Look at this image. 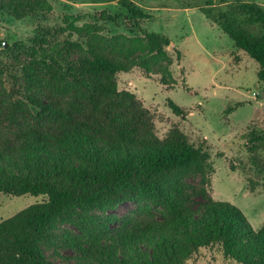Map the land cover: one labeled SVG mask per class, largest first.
<instances>
[{
  "label": "trees",
  "instance_id": "obj_1",
  "mask_svg": "<svg viewBox=\"0 0 264 264\" xmlns=\"http://www.w3.org/2000/svg\"><path fill=\"white\" fill-rule=\"evenodd\" d=\"M116 1L128 8L137 25V18L151 17L132 2ZM246 8L242 14L202 10L237 49L259 63L264 86V9L255 3ZM12 14L24 16L19 9ZM41 32L31 39L44 58L24 65L11 82L21 115L32 122L12 139L0 134V196L46 199L0 221V264H49L39 238L54 221L67 220L78 208H114L125 201H148L162 209V217L116 234L111 246L86 248L100 264H184L201 248H217L236 264H264V223L255 229L229 201L204 196L202 206L189 204L186 178L206 172L210 153L204 140L191 142L176 124L160 137L142 100L119 88L117 74L131 69L130 54L90 44L81 58L62 64L58 46H43L52 30L43 26ZM144 34L172 44L164 33ZM64 45L66 55L81 47L70 39ZM48 60L64 73L46 70L47 78L41 71ZM168 103L176 115H187L174 100ZM233 109L228 106L226 112Z\"/></svg>",
  "mask_w": 264,
  "mask_h": 264
},
{
  "label": "rangeland",
  "instance_id": "obj_2",
  "mask_svg": "<svg viewBox=\"0 0 264 264\" xmlns=\"http://www.w3.org/2000/svg\"><path fill=\"white\" fill-rule=\"evenodd\" d=\"M127 1L151 17L137 18L139 26L116 0H0V134L12 139L32 122L21 115L10 88L24 65L44 58L31 39L42 33L43 26L52 30L43 46L56 50L58 46L62 64L81 58L90 44L116 46L132 60L129 71L117 74L118 86L142 100L156 133L164 137L176 124L191 142L204 140L210 159L205 173L186 178L189 204L202 206L204 196L229 201L259 229L264 223V86L258 79L259 63L237 49L202 8L215 14H242L248 3L264 9V0ZM16 9L24 16H13ZM145 31L164 33L172 44L150 40ZM65 39L81 47L66 55ZM42 68L47 78L46 70L65 71L50 60ZM169 99L183 106L187 115H176ZM228 106L234 108L229 113ZM44 199V195H2L0 221ZM161 217L162 209L148 201L78 208L67 220L54 221L39 245L49 264H100L86 248L99 243L111 246L116 234ZM184 264L236 263L224 259L217 248H201Z\"/></svg>",
  "mask_w": 264,
  "mask_h": 264
}]
</instances>
